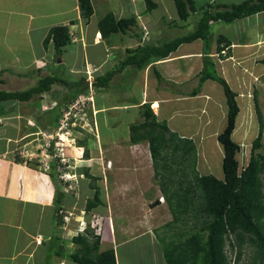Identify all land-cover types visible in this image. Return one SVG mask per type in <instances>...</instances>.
<instances>
[{"label": "crops", "instance_id": "obj_1", "mask_svg": "<svg viewBox=\"0 0 264 264\" xmlns=\"http://www.w3.org/2000/svg\"><path fill=\"white\" fill-rule=\"evenodd\" d=\"M90 1L93 15L87 21L80 15L77 0H0L1 92H18L16 89L15 91H9L11 90L9 88L13 87V83H19L20 79L23 80L34 75L33 69L37 70L36 84L39 75L44 76L54 73L56 68L54 66L48 68V65L53 57L60 56L55 54L52 43L45 47L43 41L51 28L64 26L68 28L70 36V43L64 48L63 53L66 61V74L70 72L73 77H76L75 74L86 75V78H81L91 84L97 77L116 70L108 91L101 93L91 91V117H130L132 123H137L140 122L139 107L148 103L157 120L160 122L165 121L166 124L172 117H181L180 113L184 114L183 117H196L198 123H193L192 130L189 129L192 133L187 134L184 130H179V134L177 129H170L172 132L178 133L179 135H177L180 138L189 140H192L191 137L197 136L201 137L199 139H203L206 129L199 128L200 117H206L205 127L211 124L212 117H226L225 97L223 90L220 93V89H218L219 83L209 79L198 90V76L203 69L205 57H209L214 63V69L219 72V77L225 80L227 69L229 71V68H235L233 64L229 65L230 62L242 64L238 60L243 59L241 58L242 51L239 50L245 48L246 42H239L238 39L229 41L223 30L225 25H218L214 37L226 39L231 44L232 52L234 49H238V54L233 55L228 51L227 56L220 55L214 49L217 46L216 40L212 42L211 47L207 50L204 48L203 42L196 40L180 44L167 58L152 60L145 68L139 69L131 64L126 65L127 58L142 45L162 47L182 37H176L165 42L162 39L163 29L172 24L174 27L190 28V26H187L188 20L185 22L179 20L173 0L170 1L175 9L177 23L171 21V8L167 2L168 0H152L155 7L151 11L146 10L144 0ZM207 4L211 3L207 2L200 8L205 7ZM96 8L101 13L94 21ZM157 9L160 12L158 19L150 15L152 11ZM108 13L112 14L116 20L134 18L135 24L129 26L125 33L119 32L107 39H102L97 28V22ZM199 14H201L200 11ZM165 16L172 23L167 24L166 21H163ZM36 31L43 32L39 34L37 40H33L31 35L35 34ZM72 39L74 40L72 41ZM35 45L42 47L40 48L41 51L39 50L40 56L39 52L37 53L34 50ZM225 45L227 47V44ZM69 46L74 47L70 49ZM66 48L69 50V54H66ZM88 49L90 50L88 51ZM24 50H26L25 54H23ZM76 59H78V63H76ZM61 62L62 60L59 63ZM16 65L17 67H14ZM20 67L28 70L30 76L21 74L22 72L18 71ZM220 69L225 72V77ZM237 72L240 74V71L237 70ZM157 74H159V77H157ZM127 78H129V81H127ZM238 78L241 80V76ZM124 80L128 82L125 87V91H129L128 94L118 91L123 89L120 82H124ZM23 81L27 83L31 80ZM161 84H164L168 91L164 90L160 86ZM243 84H246L245 81H243ZM237 88L239 90L244 89V86H237ZM182 89H185V92H181ZM109 91H112L114 95L113 101L108 99V96L112 95H108ZM237 97L238 94L236 99ZM19 103L24 102H0V264H46V249L50 237H58L56 231L58 228L63 229L65 225L62 224L59 227L55 225L57 214V211L55 212V192L58 193L61 189L58 191V188L56 189L54 185V178L47 174L39 163V165L35 164L36 161L33 157L46 153V150L36 149L32 151L29 147L27 148V144H22L24 148L19 147L20 149L15 146L18 140L24 137L20 136L21 123L24 117L20 119V116L16 114L18 113L17 108H13L12 105H18ZM154 104H156L157 109L153 108ZM179 104H181V107H179ZM214 107H217L218 115L215 114ZM106 122L112 123L110 121ZM100 124L103 123L100 122ZM100 124L98 131L103 133ZM114 127L117 126L114 125ZM220 132L216 128L207 136L214 138L217 143V136ZM194 144L196 146V143ZM20 151H25L26 154L20 153ZM68 200L69 198L64 203ZM75 215L79 220L74 219L71 223H66L65 228L69 229L70 224L73 228L81 226V218H84L83 212ZM142 224H144V220L141 221ZM103 231L105 242L103 246L114 251L116 264H124L120 256V249H122L123 256L127 254L125 264H131L140 255L148 259L140 261L141 264H167L163 256L162 243L152 242L151 235L145 231L139 232L129 240H124L118 247L115 245V240L111 238V230L106 227ZM39 236L43 240L41 245H36L35 240ZM170 236L172 235H159L158 239L160 238L162 242L167 243L170 241ZM131 246L135 247L129 255L128 251ZM134 252H140L139 256ZM62 261L67 262L68 260L61 259L59 264ZM49 264H55V257L50 259Z\"/></svg>", "mask_w": 264, "mask_h": 264}, {"label": "trees", "instance_id": "obj_2", "mask_svg": "<svg viewBox=\"0 0 264 264\" xmlns=\"http://www.w3.org/2000/svg\"><path fill=\"white\" fill-rule=\"evenodd\" d=\"M77 1L80 15L89 21L93 15L91 1ZM144 2L147 11L155 7L152 0H144ZM173 2L180 21L185 22L192 13L201 12L193 30L162 47L142 45L127 58V64L143 69L152 60L167 58L180 44L196 40L203 42L206 50L211 47L214 40L217 41V46L223 42L229 46L230 43L226 39L214 37L211 29L214 24L231 25L236 21L264 13V0H245L230 6L207 4L199 9L195 5V0H173ZM134 24V18L116 20L108 13L97 22V28L102 39H107L113 34L125 33L129 26ZM49 43H52L57 56L62 55L64 48L70 43L68 28L64 26L51 28L43 45L46 47ZM223 50V47L216 48L219 54ZM204 60L203 69L198 76V90L206 80L212 79L218 82L222 87L227 108L224 128L217 136L222 151L223 177L198 174L197 150L194 142L180 138L169 129L165 121H158L148 103L138 109L141 121L128 126L129 142L132 145L146 143L154 174L159 178V188L174 217L173 222L181 218L183 229L170 236L169 242H162L159 238L167 264H230L229 259L232 258L235 264H239L244 251L248 249L252 252L250 264H264V155L257 153L261 148L263 134L262 117L257 110L259 129L251 143L247 161L241 163L240 144L232 138L240 112L236 100L237 94L223 78L216 76L213 61L209 57H205ZM261 64L264 66V59L261 60ZM56 70L57 68L54 73L41 77L34 87L24 92L0 91V102L16 100L26 103L33 96L40 97L45 92L51 91L54 85L63 86L66 92L53 91L54 105H51L45 113L51 116L48 124L52 130H49L55 131L65 113L63 111L71 103H75L79 95H86L90 90L88 83L82 78L78 81L73 79L69 81L61 78ZM114 74L115 70H112L97 77L92 83L93 91L95 93L108 91ZM70 111L72 113L70 117L77 114L74 109L70 108ZM43 130L47 131L48 128L44 126ZM68 130L75 131L69 129V126ZM45 150L55 157L49 161L48 170L44 171L54 178L58 191L61 189L58 193L62 197L64 195L62 189L69 183H63L58 177L68 168L66 163L55 154V143L47 146ZM85 155L88 156V151H85ZM83 175L90 180L88 188L94 191L93 198L87 199L84 212L81 210L84 218H90L101 205L99 190L95 185L98 178L92 177L89 169H84ZM56 211V216H60L59 208ZM61 217L56 218L55 225L58 227L64 224ZM61 240L60 236L50 237L46 249V264H49L52 257L58 260L67 258L73 264H116L114 251L104 249L101 237L90 229L84 234L78 233L72 237L71 242L76 245L72 253L60 245Z\"/></svg>", "mask_w": 264, "mask_h": 264}, {"label": "rangeland", "instance_id": "obj_3", "mask_svg": "<svg viewBox=\"0 0 264 264\" xmlns=\"http://www.w3.org/2000/svg\"><path fill=\"white\" fill-rule=\"evenodd\" d=\"M244 1L245 0H195V5L197 9H199L200 6L207 2L211 3L212 5L225 4L230 6L240 4ZM95 2H98V0H95ZM167 2L170 4L171 8V21L177 23L178 19L174 6L170 0ZM100 13L101 12L98 10V8H96V16L94 21L97 19ZM150 15L155 16L156 19H158V16H160L159 9L152 11ZM198 15L199 11H196L190 15L187 21V26H190V28H179L178 26L174 27L173 24L164 28V32L162 33L163 37L161 35L163 41H170L176 37L183 36L184 34L186 35L189 30L192 31L193 29L191 28H194ZM163 21H166L167 24L171 22L168 21L166 16L164 17ZM217 27L218 24H214L211 27L214 33L217 32L215 31ZM223 30L226 33V38H228L229 41L238 39L240 40L239 42L247 43L245 48L243 47L239 50L242 51L241 58L243 59L238 60L242 64L230 62L229 65L233 64L235 68H229V71L227 69V76L225 75V72L221 71L220 69V71L223 73V76H226L225 81L231 90L233 91L234 89V91L238 94L236 100L240 108V114L236 120L237 131L233 133L232 138L235 142L240 144L241 156L239 155V160L241 163H245L249 155L251 143L256 137L259 129L257 110L259 111L263 121L261 148L257 150V153L264 155V66L261 64V60L264 59V13L238 21L236 24H225ZM41 32L43 31H36L35 34L33 33L31 35L33 40L36 38L38 39ZM73 40L74 39H72V41ZM69 47L71 49L74 46ZM216 47H223L224 50L220 53V55L227 56L229 54L227 53L229 51L228 49H230L231 54H238V49H234L232 52L231 44L227 47L225 43H222L221 45L218 44V46H215L214 49H216ZM40 48L42 47H37L36 45L34 46V50L37 53L39 52V56L41 55ZM89 50L90 49H88V51ZM25 53L26 50H24L23 54ZM66 54H69V50H67ZM61 60L62 62L59 63ZM78 62V59H76V63ZM125 64L127 65L126 62ZM51 66L57 68L56 71L59 72V76L63 79L72 81L71 79L74 78L73 80L78 81L81 77L86 78V75L81 76L75 74L74 76L76 77H73L71 76L70 72L67 74L65 73L66 61L63 54L57 58L53 57L50 61V64L48 65V68H51ZM14 67H17V65ZM33 70L34 75L30 76V74H28V70H24L20 67L18 71H21V74H28V76H30L29 78H25L23 80L31 81L25 83L22 79H20L19 83H13V87L9 88L11 89L9 91H15L16 89L18 92H24L30 87H34L37 81V77L35 76L38 75L37 70ZM237 70L240 71V74H238ZM243 71L245 72L243 73ZM214 73L216 76H220L219 72H217L215 69ZM240 76L241 80L238 78ZM41 77L43 76L39 75L38 78L40 79ZM128 79L129 78H127V81H129ZM127 81L124 80V82H120V85H122L123 89H119L118 91H121L125 94L129 93V91H125V87L128 85ZM243 81H245L246 84H243ZM160 86H162L164 90L168 91L164 84H161ZM237 86H244V89L239 90ZM218 87V89H220V93H222L221 86ZM53 91L66 92V89L63 86L54 85L52 86L51 91L45 92L42 96H40V99L39 96H33L26 103H19L18 105L12 104L13 108H17L18 113L16 114L20 116L19 118L21 119L24 117V119H22L20 131V136L24 137L20 138L15 146L18 149L19 147L24 148L22 147V144H27V148L29 147L32 151L36 149L45 151L47 146L49 147L56 141H58L56 146H63L61 149L57 148L55 150V154H60V156L62 155L65 157L64 162L68 168L69 175L67 178H75L77 179V182L71 185L65 184L64 188L62 189L64 194L62 197H60V193L55 192V212L57 208L60 207V213H63L61 215L59 214L60 216H56L57 219H59V217L64 214H67V217H69V214H71L72 217H69L67 223H71L74 221V219L78 221L79 218L75 214L80 213L81 210L83 211L84 206L87 203V199L89 200L93 198L94 191L88 188L90 180L83 175L84 169H89L90 175L92 177L98 178L95 182V185L98 187L101 201V205L97 210H95L94 216L91 215L90 218H81V226L73 228L70 224V228L68 229L65 228V226H67L65 223L63 229L58 228L56 233L58 232L57 235L62 239L60 241V245L69 253H72L76 249V245L71 242L72 237L78 233L84 234L88 229L92 230L95 235L101 237V244L103 246L105 244L103 239V229L108 227L112 232L111 238L115 240V245H117L116 247L121 245V242L124 240H129L142 231H145L151 235L152 242L157 244L160 242L158 239L159 235L174 236L180 231V229H183L181 225V218L179 221L173 222L174 217L169 210L167 201L159 188V178L154 174L146 143L132 145L129 142V138L127 137L129 131L127 128L132 124L130 117L93 118L91 117L90 112V106H92V103L87 102L86 105L83 104V107L81 104L88 94L85 96L79 95L76 99L78 103H71L68 108L63 111L67 113L71 108L77 112H80L86 108L85 117H82L80 113V117H73L74 123L72 122V126L75 127V131L64 133L57 127L55 128V131H50L49 129L51 128L48 122L50 121L51 116L45 113L48 112L51 105H54L52 98ZM250 91L251 93H249ZM181 92H185V89H182ZM108 93V95H110L112 94V91H109ZM108 99L113 101L114 95L112 94L110 97L108 96ZM10 101H13V103L17 102L16 100ZM47 102L49 104H46ZM179 107H181V104H179ZM43 109L45 112L42 111ZM216 109L217 107H214V112L216 115H218V111H216ZM180 116L181 117H172L170 121L167 122L169 129L175 128L178 130L179 134V130H184L187 134L192 133L190 130H192L191 127L193 123H198L196 117H183V113H180ZM33 117H36V119ZM225 119V117H212L211 124H209L208 127H205L204 122L206 117H200L199 128L202 127L206 129L203 134V139H199L201 138L199 136L191 137L192 141L196 143V146H198L196 149V163L197 172L200 175H213L216 178L223 177L221 169V147L219 144H217L218 142L216 143L214 138L208 137L207 135L213 132L216 128L222 131L223 126L225 125ZM63 120L64 122L60 124L61 126L65 125L66 119ZM106 121H110L112 123H107ZM100 122L103 124L101 125ZM99 124L102 126L103 133L98 131ZM113 124L117 127H114ZM44 126L45 128H48L47 131L43 130ZM101 135L103 136L101 137ZM85 151H88L87 157L85 155ZM20 153L26 154L25 151H20ZM39 156L33 157L36 161V165H39L40 160L44 159L43 154ZM191 156L192 155H190V158H192ZM63 181L66 180L64 179ZM54 185L56 186V184ZM69 196H72V198ZM161 196L164 198L163 201ZM67 197H69V200L64 203L65 200L68 199ZM160 199L162 202H159ZM61 204L63 206H60ZM143 220L144 224L141 225V221ZM104 247L105 246H103V248ZM134 247L135 246H131L129 248V255ZM134 253L139 256L140 252ZM120 256L124 261L122 263L125 264L127 254H124L123 256L122 249H120ZM251 257L252 252L250 249L244 251L239 264H250L249 260ZM65 260L68 259L66 258ZM146 260L148 259L140 255L133 262H131V264H141L140 261ZM60 262L61 260L55 258V264H59ZM67 262L71 264L69 260ZM67 262L62 261L61 264H66Z\"/></svg>", "mask_w": 264, "mask_h": 264}, {"label": "built area", "instance_id": "obj_4", "mask_svg": "<svg viewBox=\"0 0 264 264\" xmlns=\"http://www.w3.org/2000/svg\"><path fill=\"white\" fill-rule=\"evenodd\" d=\"M78 103V101H76V104ZM70 111L69 112H65L63 115H62V117H61V120L59 121V125L60 124H62L63 122H64V120L63 119H66V121H65V125L64 126H59L58 125V129L59 130H62V132H68V126H70L71 128L73 127L72 126V122L73 121H71L70 122ZM63 120V121H62ZM74 123V122H73ZM58 142V141H57ZM57 142L55 143V146H56V144H57ZM57 148H59V149H61V148H63V146H56V149ZM45 149H47V148H45ZM56 153H57V151H56ZM58 155H60V154H58ZM41 157V156H40ZM55 157V155L54 156H52V155H50L48 152H46V153H44L43 154V158L44 159H41L40 160V166L43 168V170H47L48 169V167H49V161H51V159H53ZM31 158V157H30ZM62 161L64 162V159H62ZM61 211H60V209H59V211H58V213L61 215V214H63V213H60ZM71 216V214H69V217ZM69 217H67V214L65 215H62V219L67 223V221H68V219H69ZM42 238H41V236H39L36 240H35V244L36 245H41V242H42ZM230 260V264H235V260H234V258H232V259H229Z\"/></svg>", "mask_w": 264, "mask_h": 264}, {"label": "clouds", "instance_id": "obj_5", "mask_svg": "<svg viewBox=\"0 0 264 264\" xmlns=\"http://www.w3.org/2000/svg\"><path fill=\"white\" fill-rule=\"evenodd\" d=\"M87 83H88V82H87ZM88 86H89V89H90V90H89L88 96L85 97L84 100H83V103H81V104H82V107H83V104L86 105L87 102L92 103V98H91V95H90V94H91V91L93 90V89H92V83H91V84L88 83ZM86 95H87V94H86ZM83 96H85V95H83ZM76 101H77V100H76ZM76 101H75V102H76ZM74 104H75V103H74ZM85 109H86V108H84V110H81L80 112H77L76 115L73 114V117H80V116H79V113H80V115H81L82 117H85V116H86V114H85L86 110H85ZM70 113H71V111H70ZM71 114H72V113H71ZM73 117H70V122H71V121H74V118H73ZM74 128H75V127H72V128H71V127L69 126V129H74ZM68 132H70V131L68 130ZM56 142H57V141H56ZM56 142H55V143H56ZM58 156H59L61 159H64V158H65V157H63L62 155H61V156L58 155ZM48 168H49V167H48ZM47 170H48V169H47ZM66 170H67V171L64 172L61 176H59L58 179H59V180H62V181L65 179L66 181H63V182H68L69 185L74 184L75 182H77V179H75V178H73V179H72L71 177L67 178V176H69V175H68V169H66ZM67 180H68V181H67ZM161 198H162V201H163V197H161ZM162 201H161V199L159 200V202H162ZM59 209H60V207H59ZM70 217H72V215H71ZM62 220H63V219H62ZM63 222H64V224L66 223L64 220H63Z\"/></svg>", "mask_w": 264, "mask_h": 264}, {"label": "bare ground", "instance_id": "obj_6", "mask_svg": "<svg viewBox=\"0 0 264 264\" xmlns=\"http://www.w3.org/2000/svg\"><path fill=\"white\" fill-rule=\"evenodd\" d=\"M153 108H154V109H157V106H156V104H154V105H153ZM65 143H66V142H65Z\"/></svg>", "mask_w": 264, "mask_h": 264}]
</instances>
